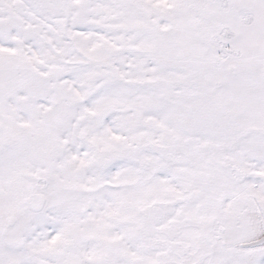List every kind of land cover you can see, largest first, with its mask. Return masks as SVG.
I'll use <instances>...</instances> for the list:
<instances>
[{
	"label": "snow or ice",
	"instance_id": "6c2138e0",
	"mask_svg": "<svg viewBox=\"0 0 264 264\" xmlns=\"http://www.w3.org/2000/svg\"><path fill=\"white\" fill-rule=\"evenodd\" d=\"M0 264H264V0H0Z\"/></svg>",
	"mask_w": 264,
	"mask_h": 264
}]
</instances>
